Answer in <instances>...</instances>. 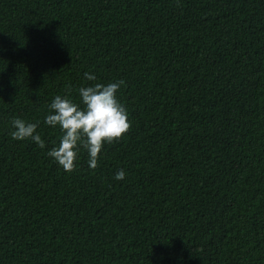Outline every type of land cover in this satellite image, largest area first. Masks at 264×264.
I'll list each match as a JSON object with an SVG mask.
<instances>
[{"label":"trees","instance_id":"obj_1","mask_svg":"<svg viewBox=\"0 0 264 264\" xmlns=\"http://www.w3.org/2000/svg\"><path fill=\"white\" fill-rule=\"evenodd\" d=\"M120 80L65 171L50 103ZM0 264H264V0H0Z\"/></svg>","mask_w":264,"mask_h":264},{"label":"clouds","instance_id":"obj_2","mask_svg":"<svg viewBox=\"0 0 264 264\" xmlns=\"http://www.w3.org/2000/svg\"><path fill=\"white\" fill-rule=\"evenodd\" d=\"M88 81H95L96 76L84 73ZM125 82L102 84L95 83L79 88L80 103L67 96L57 95L49 105L45 123L52 127L59 126L62 137L58 147L52 148L48 155L65 171L71 172L76 167L81 150L88 153V164L91 169L98 167V157L105 143L119 140L126 134L131 123L126 108L117 99V92ZM10 133L14 140L30 139L40 148L45 142L36 132L38 123H28L24 119L14 118L11 121ZM126 172L121 169L115 179H125Z\"/></svg>","mask_w":264,"mask_h":264}]
</instances>
